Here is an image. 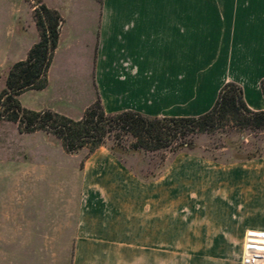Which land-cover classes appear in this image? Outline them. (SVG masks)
Masks as SVG:
<instances>
[{"label":"crops","instance_id":"0c3cea01","mask_svg":"<svg viewBox=\"0 0 264 264\" xmlns=\"http://www.w3.org/2000/svg\"><path fill=\"white\" fill-rule=\"evenodd\" d=\"M226 1L218 11L202 0H100L70 10L69 0H41L61 19L47 71L56 103L32 111L79 119L97 98L105 114L197 117L226 83L241 89L249 110L264 111V8L258 0ZM37 40L32 8L0 0V63L24 60ZM60 154L58 192L68 206L69 154L61 144ZM78 175L71 264H171V256L241 264L245 233H264V151L230 164L181 152L145 182L99 147Z\"/></svg>","mask_w":264,"mask_h":264},{"label":"rangeland","instance_id":"374dc122","mask_svg":"<svg viewBox=\"0 0 264 264\" xmlns=\"http://www.w3.org/2000/svg\"><path fill=\"white\" fill-rule=\"evenodd\" d=\"M24 1L32 8L34 0ZM93 1L69 0V10L94 8L98 1ZM258 1L264 8V0ZM226 5V0H202L203 8L219 11ZM7 70V66L0 63V91L4 88ZM54 83L50 74L45 90L26 91L16 99L29 110L55 104L52 102L56 97ZM44 135L46 138L20 135L12 123H0V264H71L79 199L78 168L88 152L81 149L69 154V203L66 206V193L58 192L62 188L58 182L60 167L66 166L62 163L60 144L51 135ZM131 142V138L125 136L118 142L107 140L106 146L140 178L160 174L173 156L167 151L131 150ZM191 142L189 153L230 164L260 152L264 148V133L225 128L193 136ZM224 258L233 261L236 257ZM218 259L217 256H171L170 263L208 264Z\"/></svg>","mask_w":264,"mask_h":264},{"label":"trees","instance_id":"16d2710c","mask_svg":"<svg viewBox=\"0 0 264 264\" xmlns=\"http://www.w3.org/2000/svg\"><path fill=\"white\" fill-rule=\"evenodd\" d=\"M32 20L38 40L30 47L24 60L9 66L4 88L0 91V122L15 124L21 134H49L60 142L67 154L81 149L92 153L104 147L117 158L111 147L106 146L109 139L118 142L128 136L132 140L131 150L167 151L175 155L189 153L191 137L198 134L225 128L264 133V111L249 110L243 102L241 89L234 83L224 84L211 109L197 117L155 118L132 111L105 114L97 98L77 120L50 110L26 109L20 106L16 97L29 90L45 88L61 25L57 12L46 8L41 0L33 1ZM259 90L264 99V78L259 82ZM263 151L264 148L246 160L259 158ZM160 174L139 179L149 182Z\"/></svg>","mask_w":264,"mask_h":264},{"label":"built area","instance_id":"2783aa9c","mask_svg":"<svg viewBox=\"0 0 264 264\" xmlns=\"http://www.w3.org/2000/svg\"><path fill=\"white\" fill-rule=\"evenodd\" d=\"M240 263L264 264V233H245L242 241Z\"/></svg>","mask_w":264,"mask_h":264}]
</instances>
